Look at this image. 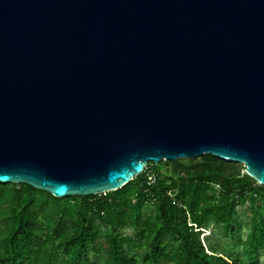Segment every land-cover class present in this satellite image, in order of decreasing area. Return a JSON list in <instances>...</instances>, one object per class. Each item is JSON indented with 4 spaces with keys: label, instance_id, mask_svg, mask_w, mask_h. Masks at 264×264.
Here are the masks:
<instances>
[{
    "label": "water",
    "instance_id": "95a60500",
    "mask_svg": "<svg viewBox=\"0 0 264 264\" xmlns=\"http://www.w3.org/2000/svg\"><path fill=\"white\" fill-rule=\"evenodd\" d=\"M204 156L264 186V0H0V184L103 195Z\"/></svg>",
    "mask_w": 264,
    "mask_h": 264
},
{
    "label": "trees",
    "instance_id": "16d2710c",
    "mask_svg": "<svg viewBox=\"0 0 264 264\" xmlns=\"http://www.w3.org/2000/svg\"><path fill=\"white\" fill-rule=\"evenodd\" d=\"M236 167L212 156L149 163L118 191L65 199L0 184V264H262L264 186ZM244 203L254 207L245 240ZM210 227L238 241L208 248Z\"/></svg>",
    "mask_w": 264,
    "mask_h": 264
},
{
    "label": "rangeland",
    "instance_id": "374dc122",
    "mask_svg": "<svg viewBox=\"0 0 264 264\" xmlns=\"http://www.w3.org/2000/svg\"><path fill=\"white\" fill-rule=\"evenodd\" d=\"M186 160V159H183ZM237 167V171L240 172V174H245L246 170H245V166L240 165V164H235ZM171 171V167L167 166L164 167L162 169H160V172L162 174H166V173H170ZM156 173L153 172L150 174V179H154ZM258 201V199H255V201H253V205L256 204ZM252 203H244L243 205H241L239 208H237L236 213H237V217H236V221L242 223L243 225V229L242 232L240 234L239 237H241L243 240H245V238L247 237L250 228H251V217L254 211V207L252 206ZM148 209H151L150 207H148ZM126 235H130L132 233L131 230H126L125 231ZM205 236V237H204ZM220 232H219V228H214V227H210L206 233H204V235H201V239L204 242V244L210 248V246L214 245L217 242H220L224 247H228V248H232L234 246V244L238 241L239 237H235V238H231L228 240H221L220 237ZM209 239V240H207ZM241 248H239V250H237V252H240ZM261 263L264 264V255H262L261 257Z\"/></svg>",
    "mask_w": 264,
    "mask_h": 264
},
{
    "label": "built area",
    "instance_id": "2783aa9c",
    "mask_svg": "<svg viewBox=\"0 0 264 264\" xmlns=\"http://www.w3.org/2000/svg\"><path fill=\"white\" fill-rule=\"evenodd\" d=\"M150 180H152V179H150Z\"/></svg>",
    "mask_w": 264,
    "mask_h": 264
}]
</instances>
